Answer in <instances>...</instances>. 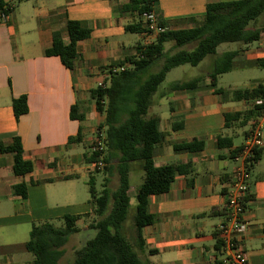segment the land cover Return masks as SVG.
Instances as JSON below:
<instances>
[{"label":"crops","instance_id":"obj_1","mask_svg":"<svg viewBox=\"0 0 264 264\" xmlns=\"http://www.w3.org/2000/svg\"><path fill=\"white\" fill-rule=\"evenodd\" d=\"M224 1L232 0H158L152 16L156 24L162 23L168 30L194 29L207 5ZM5 2L10 12L8 21L0 22V146L9 147L18 138L23 158L33 164V171L14 175L13 153L0 151V264H33L24 249L33 224H52L64 216L88 214L90 196L78 192L79 181L87 179L88 183L92 178L101 187L109 177L110 185H115L114 173L103 174L100 182V174H94L86 160L88 145L104 121L95 108L94 91L100 85L108 86L112 64L136 56L137 46L152 43L156 36L148 39L144 33L125 32L127 25L139 21L133 14L120 12L128 0ZM67 20L90 30L89 38L77 43L72 70L58 57L45 55L54 33L68 41ZM249 28L261 33L250 44H237L230 69L247 77L248 85L235 84L234 80L223 89L217 87V79L216 89L227 94L223 98L206 81L195 90L164 91L152 101L151 116L158 118L164 134L163 141L155 146L154 165H180L186 170L174 178L166 193L148 197L147 211L156 220L141 230L144 248L139 257L143 264L227 262L229 253L217 227L224 221L225 193L239 164L235 153L244 145L260 111L244 124L240 119L228 126L225 115L255 112L259 98L234 101L229 95L264 84V68L257 64L264 60V13ZM208 57L212 62L217 54ZM123 67L128 68V64ZM21 96L26 97L28 111L16 119L12 100ZM72 106H77L80 120L70 118ZM239 136L241 140L236 143ZM218 137L231 140V144L219 147ZM192 140L203 142V148L173 151L174 144ZM262 142L260 157L249 169L245 198L248 227L241 241L247 264H264V129ZM142 180V170L133 164L128 190L130 217L135 207L131 198L135 199ZM19 185L25 187V197L14 195L13 187ZM127 230L128 239L135 242L131 222Z\"/></svg>","mask_w":264,"mask_h":264},{"label":"trees","instance_id":"obj_2","mask_svg":"<svg viewBox=\"0 0 264 264\" xmlns=\"http://www.w3.org/2000/svg\"><path fill=\"white\" fill-rule=\"evenodd\" d=\"M157 5L158 0H128L127 4L121 6L120 12L133 14L139 21L127 25L125 32L141 34L148 31L149 23L143 16L152 13ZM9 12L5 0H0V13ZM263 13L264 0H232L207 5L205 14L196 28L168 30L162 23H158L157 26L164 28V31L158 33L152 43L137 46L136 56L125 58L110 66L116 68L128 64V68L122 72L108 75V86L104 88L99 86L94 91L95 108L104 116V121L97 130V134L99 132L104 134L106 147L104 155L106 166L103 171L108 176L114 173L116 183L112 187L110 178L106 177L100 191H97L95 183L90 178L87 183L90 196L88 214L64 216L63 227L59 228L48 222L33 224L29 240L24 244V249L33 257V264H60L70 237L79 231L77 222L92 215L95 220L88 228L95 230V236L85 241L80 248L73 250V259L68 264H143L139 257V252L144 248L141 230L156 220L147 211L148 197L166 193L174 178L186 170V166L180 165H154L152 159L155 146L163 141L164 134L159 130L158 118L148 117L153 95L172 69L182 65L196 67L206 57L216 55V49L222 44L247 45L256 41L261 30H252L249 27ZM66 30L68 41L65 43L59 33H54L52 45L46 50L45 55L58 57L66 69L72 70L77 43L89 38L90 30L82 27L79 22L70 20L66 21ZM167 43H172L169 53L165 51ZM192 44H194L192 50H185L186 46ZM236 55L237 51L225 52L206 76L175 82L169 91L195 90L207 81V86L214 88L217 95L225 97L226 93L216 89L217 79L230 71ZM160 60L162 63L159 69L151 71ZM257 64L264 68V60H258ZM263 95L262 84L253 90L236 91L229 96L234 101H248L261 98ZM12 110L16 119L26 114L28 111L26 97L14 98ZM77 111V106L71 107V119H81ZM254 111L247 115L240 113L225 115L226 126L240 119L241 124H244L250 116L259 113L260 107L255 106ZM217 144L219 147L228 146L231 140L218 137ZM202 148L203 142L197 140L172 146L174 152H192ZM0 151L13 153L14 175L24 176L33 171V164L23 158L18 138L14 139L9 147L0 146ZM259 157L260 151L257 150L248 169H251ZM93 159L94 155L86 156L88 163ZM133 164H138L143 172V180L135 196L136 203L130 220L136 232L135 242H131L123 233V225L128 217L130 218L128 190L129 174ZM13 193L25 197V187L15 186ZM225 264L232 263L227 261Z\"/></svg>","mask_w":264,"mask_h":264},{"label":"built area","instance_id":"obj_3","mask_svg":"<svg viewBox=\"0 0 264 264\" xmlns=\"http://www.w3.org/2000/svg\"><path fill=\"white\" fill-rule=\"evenodd\" d=\"M143 19L149 23L148 31L144 32L145 38H151L158 33L163 32L164 28L157 26L152 13L145 14ZM8 14L0 13V22L6 23ZM125 67L110 68L108 75L122 72ZM104 88V85H100ZM264 89V84H263ZM260 107V115L252 124L244 145L235 153L234 159L239 164L233 171L229 188L225 193V218L218 225L217 233L220 236L221 243L229 256L227 261L232 264H247L246 253L242 247L241 238L248 227V222L244 217L245 198L248 192L249 169L254 152L259 150L262 145V131L264 129V95L256 101ZM104 134L99 132L91 142L88 150V156L94 155L93 161L89 164L93 171H103L105 168Z\"/></svg>","mask_w":264,"mask_h":264},{"label":"rangeland","instance_id":"obj_4","mask_svg":"<svg viewBox=\"0 0 264 264\" xmlns=\"http://www.w3.org/2000/svg\"><path fill=\"white\" fill-rule=\"evenodd\" d=\"M171 46H172V43L165 44V51H168V53H169ZM193 48H194V44L186 46L185 50L190 51ZM236 48H237L236 43L222 44V45L218 46V48L216 49L217 57H216V59H213L212 62L210 59L211 57H206L196 67H192L189 65H182L180 67L172 69L171 71H169L167 73L165 80L162 82V84L158 88L157 92L153 95V102L159 98V96L162 92L169 90L170 86L175 82L184 81V80H191V79L198 77V76H206L208 74V72L212 69L214 63L217 62V60H219L221 58L222 54H224L225 52L235 50ZM161 63H162V60H160L152 68L151 71H153V72L157 71L159 69ZM253 72L259 73L261 71L254 70ZM240 74L241 73H239V71L234 70V71H230L228 73L220 75L218 77L217 87L227 89L228 85L231 84V82L234 80L236 81L235 84L248 85V78L245 76H242ZM153 113H154V111H153V106H152L148 110V117H150ZM240 131L241 130L239 129L238 132H240ZM96 134H97V131H96L95 135L93 136V138L91 139V141L88 145V150H89V148L91 146V142L93 141ZM240 140H241V137L239 136L235 139V142L238 143ZM80 149H81V151L84 150L82 145H81ZM94 174H100V182H101L102 181L101 178H103L102 176H103V174H105V171H94ZM95 187H96L97 191L100 190L99 181H97V180L95 183ZM77 188H78L79 193H82L83 196L86 195L87 197H89L87 179H84L83 181H79L77 183ZM134 204H135V199L131 198V205H134ZM130 218L128 217L127 221L125 222V232L124 233L128 238H130V233L127 230L128 226L131 222ZM94 220H95V217L92 215L90 217L84 218L83 221L81 220L80 222L77 223V228L79 229V231H78V233H76L75 235L70 237L71 239H69V242L65 246V255L61 259L60 264L70 263L73 259V255H72L73 250L76 248H80L85 243V241L90 240L95 236V233H96L95 230L89 229L87 227ZM52 224L57 228L63 227L62 221L52 222ZM25 254L28 257H32V255L29 253H25Z\"/></svg>","mask_w":264,"mask_h":264}]
</instances>
